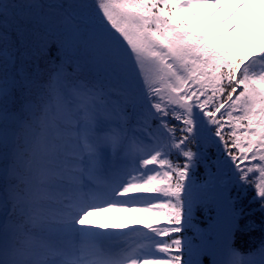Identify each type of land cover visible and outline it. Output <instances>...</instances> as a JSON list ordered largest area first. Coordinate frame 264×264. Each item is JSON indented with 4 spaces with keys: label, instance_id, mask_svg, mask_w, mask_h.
Segmentation results:
<instances>
[{
    "label": "snow or ice",
    "instance_id": "snow-or-ice-1",
    "mask_svg": "<svg viewBox=\"0 0 264 264\" xmlns=\"http://www.w3.org/2000/svg\"><path fill=\"white\" fill-rule=\"evenodd\" d=\"M228 5L0 0V264H264L234 246L264 230V46Z\"/></svg>",
    "mask_w": 264,
    "mask_h": 264
},
{
    "label": "rangeland",
    "instance_id": "rangeland-1",
    "mask_svg": "<svg viewBox=\"0 0 264 264\" xmlns=\"http://www.w3.org/2000/svg\"><path fill=\"white\" fill-rule=\"evenodd\" d=\"M235 1L236 0H229V5L225 12L231 10V8L235 5ZM48 2H56V0H48ZM224 14L225 13H222L221 15L223 16ZM263 14L264 12L262 13V16ZM247 15H249V12ZM246 16L241 29H239L237 33L233 34V36L230 37V40L241 50V55L247 58L255 53H258L261 47L264 46V26L262 27L261 21L258 22L259 18L255 21L254 18L249 19ZM259 26H261V28ZM248 27H253V30ZM159 220H162V216L139 211H110L98 216L90 217V221L93 224L126 222L132 225L137 222L153 223ZM205 264H208V258H205Z\"/></svg>",
    "mask_w": 264,
    "mask_h": 264
},
{
    "label": "trees",
    "instance_id": "trees-1",
    "mask_svg": "<svg viewBox=\"0 0 264 264\" xmlns=\"http://www.w3.org/2000/svg\"><path fill=\"white\" fill-rule=\"evenodd\" d=\"M251 195V192H250ZM252 219L256 222L257 227L252 230L251 232H240L241 237L238 236L236 239V244L240 246V243L243 245L242 248L246 249H252L254 246H256L261 240H264V230H261L259 227L261 223V214L259 212L255 213V215L252 217ZM247 246V247H246Z\"/></svg>",
    "mask_w": 264,
    "mask_h": 264
},
{
    "label": "bare ground",
    "instance_id": "bare-ground-1",
    "mask_svg": "<svg viewBox=\"0 0 264 264\" xmlns=\"http://www.w3.org/2000/svg\"><path fill=\"white\" fill-rule=\"evenodd\" d=\"M237 2L238 1L236 0L235 3ZM252 3L253 9L249 12V15H247L246 17H248L249 19L254 18L255 21L257 20V18H259L258 22L261 21V24H264V14L262 16V13L264 12V5L261 4V0H252Z\"/></svg>",
    "mask_w": 264,
    "mask_h": 264
}]
</instances>
